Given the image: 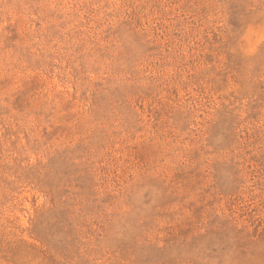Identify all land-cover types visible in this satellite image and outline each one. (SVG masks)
<instances>
[{
	"label": "rangeland",
	"instance_id": "rangeland-1",
	"mask_svg": "<svg viewBox=\"0 0 264 264\" xmlns=\"http://www.w3.org/2000/svg\"><path fill=\"white\" fill-rule=\"evenodd\" d=\"M0 264H264V0H0Z\"/></svg>",
	"mask_w": 264,
	"mask_h": 264
}]
</instances>
